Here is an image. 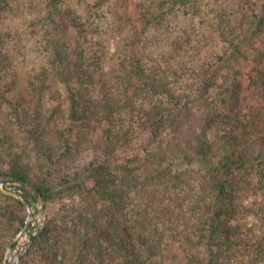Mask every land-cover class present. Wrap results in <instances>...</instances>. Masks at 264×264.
<instances>
[{
  "label": "trees",
  "instance_id": "obj_1",
  "mask_svg": "<svg viewBox=\"0 0 264 264\" xmlns=\"http://www.w3.org/2000/svg\"><path fill=\"white\" fill-rule=\"evenodd\" d=\"M83 3L0 0V183L78 202L19 264H264V46L244 85L224 6L118 0L114 59ZM26 214L0 192V264Z\"/></svg>",
  "mask_w": 264,
  "mask_h": 264
},
{
  "label": "rangeland",
  "instance_id": "obj_2",
  "mask_svg": "<svg viewBox=\"0 0 264 264\" xmlns=\"http://www.w3.org/2000/svg\"><path fill=\"white\" fill-rule=\"evenodd\" d=\"M67 2V0H64ZM76 3L78 0H73ZM76 1V2H75ZM83 3V8L90 10L88 12L89 22H91L90 36L89 38L93 41L95 38L101 37L104 39V43L108 48L109 56H113L116 53L117 42L119 41V30L117 32V28L113 22L115 9L119 7L118 0H80ZM102 2V5L105 10L95 13V7L98 10L97 4L98 2ZM139 2V0H129V12L132 17L136 18L137 13L135 11V6ZM206 4L210 7H213L214 3L218 4L220 7L224 6L227 12L231 15V25L233 26V31L237 29V32L240 34V38L244 35L243 43L240 45V50L243 54H237L235 56V65L241 71V80L244 85H247L248 75L253 67V62L251 60L252 56L255 54L256 49L262 48L264 46V25L262 26L260 32L258 31L254 34L256 27L258 26L257 20L259 17L264 14V0H205ZM33 3V2H32ZM118 6V7H117ZM30 7V6H29ZM45 12V11H44ZM111 12L113 13L111 15ZM254 15L252 17L251 15ZM87 16V14H86ZM45 17V16H44ZM41 20L44 23H47L43 17ZM113 22V23H112ZM140 27V26H139ZM168 31H172L173 33L178 32V30H173V28H167ZM97 31V32H95ZM94 32V33H93ZM120 33V32H119ZM39 35L43 37L42 31H39ZM73 40H70V43ZM172 42V38H170V33L167 31L161 32V34L157 38V43H162L164 46H170ZM225 43L224 39H219L217 41L218 49L223 47L222 45ZM153 44V43H152ZM226 44V43H225ZM43 50V46H37L36 49ZM38 49V50H39ZM154 49V46L153 48ZM37 51L27 52L24 55L30 60V58H36ZM116 59L114 56L112 57ZM32 62V61H31ZM27 63V60H26ZM110 65V62L107 64ZM149 140L146 141V144H149ZM122 155L120 158V162L124 163L128 161L135 155H143V153H139L138 151H134L131 149H124L120 151ZM198 164L190 167L191 170H196L198 168ZM90 186V184H88ZM16 187V188H13ZM0 192L4 195H13L17 199L24 201L25 210L27 209L30 202L24 200L22 196V191L20 188L14 184L6 182V184H0ZM77 198L74 197L72 199L68 198V196L58 195L53 196L50 199L43 201L37 200L34 201L43 204V210L45 214L44 226L42 229L46 227V225L50 221H54V219L60 218L63 216L62 214L66 212H70L72 206L77 205ZM74 204V205H72ZM15 235L11 238L10 243L13 241Z\"/></svg>",
  "mask_w": 264,
  "mask_h": 264
},
{
  "label": "built area",
  "instance_id": "obj_3",
  "mask_svg": "<svg viewBox=\"0 0 264 264\" xmlns=\"http://www.w3.org/2000/svg\"><path fill=\"white\" fill-rule=\"evenodd\" d=\"M26 212L23 224L4 252L3 264H19L21 257L44 226L45 214L42 203H30Z\"/></svg>",
  "mask_w": 264,
  "mask_h": 264
},
{
  "label": "water",
  "instance_id": "obj_4",
  "mask_svg": "<svg viewBox=\"0 0 264 264\" xmlns=\"http://www.w3.org/2000/svg\"><path fill=\"white\" fill-rule=\"evenodd\" d=\"M1 185H4V184H6V183H0ZM13 188H16V187H13Z\"/></svg>",
  "mask_w": 264,
  "mask_h": 264
}]
</instances>
